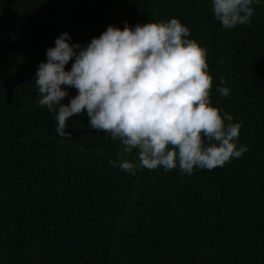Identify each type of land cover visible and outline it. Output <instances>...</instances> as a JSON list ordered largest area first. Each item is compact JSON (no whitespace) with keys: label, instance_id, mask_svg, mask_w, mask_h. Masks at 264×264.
<instances>
[{"label":"trees","instance_id":"1","mask_svg":"<svg viewBox=\"0 0 264 264\" xmlns=\"http://www.w3.org/2000/svg\"><path fill=\"white\" fill-rule=\"evenodd\" d=\"M252 7L250 27L224 29L211 0H0V264H264V0ZM171 18L206 49L212 106L248 151L211 171L133 174L109 163L120 142L86 112L61 137L33 80L55 39L83 47L109 25Z\"/></svg>","mask_w":264,"mask_h":264},{"label":"clouds","instance_id":"2","mask_svg":"<svg viewBox=\"0 0 264 264\" xmlns=\"http://www.w3.org/2000/svg\"><path fill=\"white\" fill-rule=\"evenodd\" d=\"M254 0H211L224 29L251 26ZM178 18L109 25L86 46L70 44L69 33L55 39L33 80L38 106L54 114L55 131L71 136L68 121L86 112L89 127L119 141L109 163L128 173L138 168L191 175L195 169L223 167L248 151L237 145L240 123L212 106L213 77L207 52L189 38ZM72 62L71 69L66 65ZM227 81L220 77V84ZM76 89L68 103L67 89ZM221 97L228 87H218ZM135 150L138 163L125 159Z\"/></svg>","mask_w":264,"mask_h":264}]
</instances>
